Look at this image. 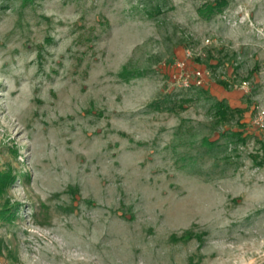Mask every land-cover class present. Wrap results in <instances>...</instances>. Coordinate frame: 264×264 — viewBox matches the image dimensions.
<instances>
[{
	"label": "rangeland",
	"instance_id": "rangeland-1",
	"mask_svg": "<svg viewBox=\"0 0 264 264\" xmlns=\"http://www.w3.org/2000/svg\"><path fill=\"white\" fill-rule=\"evenodd\" d=\"M215 1L0 0V264L264 261V0Z\"/></svg>",
	"mask_w": 264,
	"mask_h": 264
},
{
	"label": "trees",
	"instance_id": "trees-1",
	"mask_svg": "<svg viewBox=\"0 0 264 264\" xmlns=\"http://www.w3.org/2000/svg\"><path fill=\"white\" fill-rule=\"evenodd\" d=\"M225 4V0H217L212 3H205L203 6L198 8V12L201 15L208 16L212 13H215L219 11L222 6ZM212 108L214 112V122L220 123L227 119L228 114L232 111V107H230L228 104L224 102L222 99H217L212 103ZM242 125V123H240ZM233 134L237 137L242 139V131L236 130L233 132ZM11 180V176L9 173L1 174L0 173V188L3 187V185L7 181ZM7 212L5 210L0 209V216L6 215Z\"/></svg>",
	"mask_w": 264,
	"mask_h": 264
},
{
	"label": "bare ground",
	"instance_id": "bare-ground-1",
	"mask_svg": "<svg viewBox=\"0 0 264 264\" xmlns=\"http://www.w3.org/2000/svg\"><path fill=\"white\" fill-rule=\"evenodd\" d=\"M261 199H262V194L259 193V194H257V196H253V197L248 198L247 205H249L253 200L259 201ZM255 226H256V233L250 232L249 230L241 232V234L243 236L254 237V241L252 242V246L254 247V249L251 251L252 253H257L260 250L264 251V236H263V234H264V221L262 222V220H258L255 223ZM78 258H80V257H78Z\"/></svg>",
	"mask_w": 264,
	"mask_h": 264
},
{
	"label": "built area",
	"instance_id": "built-area-1",
	"mask_svg": "<svg viewBox=\"0 0 264 264\" xmlns=\"http://www.w3.org/2000/svg\"><path fill=\"white\" fill-rule=\"evenodd\" d=\"M183 63V62H181ZM191 77L194 79V83L195 84H199L201 83L202 81V77H203V72L200 71L199 69H195L192 71L191 73ZM182 77H189V73H185V75H181ZM183 77V78H184ZM185 80V78H184ZM192 82V80H191ZM186 84V83H185ZM190 83H188L187 85H189ZM240 87H243L244 89H247L248 88V81L247 80H243L241 82V85ZM264 110H257V106H256V109H255V112H254V116H253V119H252V123L257 127V125H260L262 126L263 123H264Z\"/></svg>",
	"mask_w": 264,
	"mask_h": 264
},
{
	"label": "water",
	"instance_id": "water-1",
	"mask_svg": "<svg viewBox=\"0 0 264 264\" xmlns=\"http://www.w3.org/2000/svg\"><path fill=\"white\" fill-rule=\"evenodd\" d=\"M259 264H264V261H263V262H261V263H259Z\"/></svg>",
	"mask_w": 264,
	"mask_h": 264
}]
</instances>
